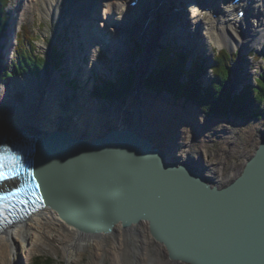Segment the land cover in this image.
<instances>
[{
  "label": "water",
  "instance_id": "1",
  "mask_svg": "<svg viewBox=\"0 0 264 264\" xmlns=\"http://www.w3.org/2000/svg\"><path fill=\"white\" fill-rule=\"evenodd\" d=\"M33 125L3 131L27 159L34 196L31 211L5 226L46 209L80 235L121 234L136 256L150 244L174 264H264V131L234 177L220 180L145 121L95 132L45 118Z\"/></svg>",
  "mask_w": 264,
  "mask_h": 264
},
{
  "label": "bare ground",
  "instance_id": "2",
  "mask_svg": "<svg viewBox=\"0 0 264 264\" xmlns=\"http://www.w3.org/2000/svg\"><path fill=\"white\" fill-rule=\"evenodd\" d=\"M158 1L159 0H139L137 5L132 7L129 5L130 0H43V7L41 9L46 16H52L54 18L60 17L62 20L67 18L75 22H80L81 30L78 33L81 34L82 38L77 40L78 45H73V49L70 51L68 58L65 57V59H67L66 63L62 58L64 71L59 67H55L54 70L52 69L49 81L46 80L47 76L42 73L43 71H41L43 75L39 73L41 76H39L40 78L33 77L28 73L25 74L24 77L15 78L13 81H4V86L0 81V91L2 90L3 92V96H0V144L9 148L12 146L11 143L1 140L3 137H8L6 133L2 132L3 129L13 131L14 129L18 130L24 127L23 129L26 130L35 127L33 124L42 122V118H45L47 123L51 126L64 124L66 122L72 124L77 123L94 132L106 129L111 124L138 125L145 121V123L148 124L146 127L154 126L155 130L160 132V134L162 133L168 136L167 138L164 135V137L161 136V138L170 142V149H172V151L174 150L178 156L187 158L188 155H198L205 163V166L200 163L205 172L220 180L228 178L229 175L225 177L222 175L224 173L222 165L225 163V158L219 154L215 159H210L207 154L209 151L206 141L208 138V130H213L214 126L221 124L222 127H219L218 131L222 133L219 137L226 138L225 144L230 142L228 139L234 135V131L224 121L220 122L221 120L216 119L217 117L214 118L202 114L197 106L194 107L192 105L191 100L186 102L185 99L187 98H185V96H181L183 105L187 103L184 107L180 104L181 102H179V104H174L171 97L163 95L156 97L150 94H144L141 93V89L136 96L137 98L134 104L129 108L123 105L125 109L119 110L117 117H109L107 112H103L104 109L102 104H97L94 102L93 98L90 97L91 91H93L96 84L95 78L98 76L109 79L107 74L97 69L94 63V65L91 66V59L88 65L85 64L84 57L81 59V55L80 60L85 64L83 69L79 70L74 67L76 59L74 56L78 48L80 49L78 46L80 45L79 41L81 39L85 40L86 44L83 49L91 54L90 56L96 57L98 50L97 46L99 47V44L103 42V38H106L112 46H118L119 51L124 53L123 48L120 47L121 45L114 44L115 42L113 41L125 43L122 37L126 35L110 30L107 31V23H111L112 17L118 13L119 19H128L129 16H131V19L136 21V27L131 30H133L132 32L135 37L144 43L143 50L146 53V61L144 66H140V77L141 74L152 71L151 69L157 65L161 52L167 48L172 49V51L189 53L186 67L190 69L193 67L194 61L199 57H202L205 62L208 61L209 56L207 51L213 49V47L210 46V42H214L219 47L222 44H226L229 47L235 46V48L236 45L241 46L246 44L252 47L255 44L262 46L264 43V0L256 1L255 4L250 7L249 16L246 15L243 19L237 17V8L244 5V2L241 1L238 5L232 4L225 7L226 5H223V3L224 1L228 2L227 0H205L207 1V6L211 8L210 15L213 13L212 10L214 8H217L216 12L219 13V17L211 19L209 23L205 21L204 15H199V10H196L198 8H196L197 6H195V4L189 7L187 5V0H174L184 2L185 5L182 3L184 9L181 11L182 8H180V13L175 17L172 13V16L169 14L166 15L169 18L167 23L170 22V19L171 22L165 27H162L163 25L160 26V36H157L155 33L157 23L153 17L154 13H158V11H163L164 9L163 7L161 10L156 6ZM217 1H219V4ZM16 2L17 4H14V7L9 5L11 12L10 23L8 25L7 34L1 41L4 51L2 58H5V61L11 60V56L14 52L16 54L15 50H17V48L15 49V47L18 46V36L23 19L22 15L25 13L24 11L28 7V4L30 5L33 0H16ZM172 10L173 9L170 8L169 12H172ZM146 20L149 21L147 25L144 26L143 24ZM183 23L189 27L192 24V28H189L190 30L188 29L189 35L195 36L192 40V44L199 38L195 31H198L202 39H204V41L198 39L200 43L197 42V44H193L197 46V48H195L196 50L194 47H192V51L186 49L189 48V46H182V48L180 46V49H175L178 44L189 43L191 41L189 36L182 34L181 30L178 29ZM116 26L118 27L119 24ZM152 27H154L155 30L153 33H148L149 28ZM74 36L77 35L75 34ZM128 37H130V35H128ZM72 39L74 40V37ZM137 44L134 42L135 47H137ZM130 45H132V42L125 46L129 48ZM193 50L195 52H193ZM203 50L204 52H202ZM191 52H193V54H191ZM252 53H254V50ZM85 55L84 52V56ZM240 55H242V53H240ZM243 61L242 56H240L239 66L238 69H236L238 74L233 77L231 76L232 87L234 89L241 88L237 91H241L249 81L248 77L241 73ZM153 62L155 63L153 64ZM236 71L232 69L231 73L235 74ZM60 73H65V78L69 79V86L73 78L77 79L76 87L68 91L67 86L58 77ZM239 74H241V76ZM242 74L243 78H241ZM148 76L149 75L146 77ZM236 76L244 81H239L238 78L236 79ZM113 79H115V77ZM53 81H55V83ZM235 81H239L237 86ZM143 82L144 79L141 80V85H143ZM160 93L165 94L166 92L160 91ZM168 94L169 93H167V95ZM171 96H173L172 93ZM27 105H32L33 110L30 111ZM113 107L114 106H109L110 109L112 108L111 110H116ZM43 112H47L46 117L42 116ZM127 112H131V115L122 118ZM176 112L178 116H174ZM230 117L233 119V116L229 115V118ZM169 125H172L174 128V131L171 133L166 131V127ZM193 129H195V135L192 133ZM222 134L225 135L222 136ZM233 141H231L232 148L238 153H241L243 151L241 150L242 143H233ZM193 144H197L198 146L194 148ZM233 166L238 167L240 165L234 163ZM214 167H217V169H213ZM25 182L29 181L25 179ZM50 217L53 218L49 219ZM41 218H44V220ZM54 228H56L57 231H62L66 247L83 249L93 246L99 250H112L116 254L126 250L128 247L121 234L113 238L95 235H80L73 227L61 222L49 210L43 209L38 214L29 215L23 221L11 223L8 226L4 225L2 228L0 227V264H15L19 259V254L24 258L26 257L25 264H29L32 253L39 247V245L36 244L38 237H42L44 234L52 235ZM116 261L119 260L116 259Z\"/></svg>",
  "mask_w": 264,
  "mask_h": 264
},
{
  "label": "rangeland",
  "instance_id": "3",
  "mask_svg": "<svg viewBox=\"0 0 264 264\" xmlns=\"http://www.w3.org/2000/svg\"><path fill=\"white\" fill-rule=\"evenodd\" d=\"M14 4H17L16 0H10V2L7 5V9H9V5H12L11 7H14ZM82 6V5H80ZM43 7V0H33L30 5L28 4V7L25 9V13L22 15V24L20 28V33L25 36L27 33V30L32 31L33 38L35 39V51L40 54H46L50 52V47L53 44H56L59 49H63L64 47H68V44H71L70 49H73V45H77V39L82 38L81 34L74 36L76 33H78L81 30L80 22H75L72 21V19H67L64 18L63 20L58 17L54 18L52 16H46L44 12H42ZM119 14V13H118ZM115 15L112 17L111 23H107V31H113L117 33H123L126 36L123 35V40L125 43H122L121 41H113L115 42L114 44H119L121 45L120 47L123 48L124 53H121L119 51L118 46H112L111 43L108 42V40L105 38L101 44H99V47L97 46V53L96 57L95 56H90L86 50H84L86 56L84 57L85 64L90 63V59L92 61V65H96L97 69H100L104 74H107L109 79H113L114 77H117L119 72H123L124 75H128L131 70L135 71V76H134V82L138 83L141 87V93L144 94H150L152 96L159 97L161 95L171 97L174 101V104H180L183 105V100L181 96H176L173 94L171 96V93L167 90H164L161 88L160 90L156 88H147L141 85V80L145 79L147 75L150 76V73L153 71V69L157 66H154L151 70V72L141 74V77L139 76V70L140 66H144L145 61H146V53L142 48V43L141 41H137L138 38L135 37L133 34V30L136 27V21H133L131 19V16H129L128 19H119V15ZM64 21V22H63ZM205 21L210 22L211 18L209 14L205 15ZM108 22V21H107ZM116 23V24H115ZM119 26L117 27L116 25ZM123 25V26H122ZM26 28V29H25ZM154 27L149 28L148 33H153ZM74 37V40L72 39ZM130 35V37H128ZM150 35V34H149ZM151 36V35H150ZM72 37V38H71ZM79 37V38H78ZM125 37V38H124ZM67 39V41H65ZM104 39V38H103ZM107 41V42H106ZM132 42V45L130 47H126L125 45ZM204 41V40H202ZM128 42V43H127ZM135 44H137L135 47ZM144 44V43H143ZM17 46V45H16ZM180 46L182 48V44H178L175 49H180ZM210 46L213 47V49H210L207 51L209 59L207 62H202L204 68V74L201 73L199 75V80L201 82V85L203 86H208L211 82V79L213 78L212 74V63H213V56H214V50L220 49L222 47H226L232 53L233 60L231 69L235 70L238 69L239 66V61H240V56H242V59L244 60L242 62V68H241V73L244 74V76L248 77V84L252 85L255 84V78L259 75L260 71L263 70L264 67V43L262 46H259L258 44L253 45L252 47H249L246 44H243L241 46H231L229 47L226 44H222L220 47L217 46L214 42H210ZM18 47V46H17ZM15 47V49L17 48ZM117 47V48H116ZM185 47V46H184ZM183 47V48H184ZM69 49V50H70ZM139 49V50H138ZM162 49V47H161ZM254 50V53H249L247 52L248 50ZM64 50V49H63ZM205 50V49H204ZM204 50L202 52H204ZM16 51V50H15ZM79 51V49H78ZM83 52V53H84ZM68 53V52H67ZM66 53V54H67ZM242 53V55H240ZM78 53L76 52V55ZM193 54V52H191ZM204 54V53H203ZM16 54L15 52L11 56V60H6L5 62L7 63V66L10 68L8 76L4 78L5 80H14L17 77H24L25 74H28L29 72L23 71V70H15L14 69V61H16ZM199 57V55H198ZM211 58V59H210ZM80 60V59H79ZM81 61V60H80ZM94 63V64H93ZM155 62H153L154 64ZM152 64V65H153ZM187 64V63H186ZM151 65V66H152ZM250 65V66H248ZM57 68V67H56ZM60 68V67H59ZM52 69L53 66H50L47 70H43V74H46V80H50L49 76L52 74ZM232 71V70H231ZM40 72V74H42ZM40 74H34L31 73V76L40 78ZM42 74V75H43ZM232 77L236 74H238V71L235 72V74L231 73ZM243 74L242 77L243 78ZM30 75V74H29ZM241 76V74H239ZM40 76V77H39ZM139 76V77H138ZM209 76V77H208ZM212 76V77H211ZM239 79L238 76H236V79ZM65 79V77H64ZM186 79V76L183 75L181 80ZM67 80V79H65ZM72 81V80H71ZM74 81V80H73ZM239 81H244L243 79H239ZM239 81L236 82L239 84ZM55 83V81H53ZM3 86L5 85L4 81L2 82ZM88 89V88H87ZM232 93L234 92H240L237 91L241 88H236L234 89L231 87ZM90 90V89H89ZM162 90V91H161ZM236 90V91H235ZM156 91V92H155ZM161 92H166L160 93ZM167 93H169L167 95ZM0 96H3L2 90L0 91ZM90 97L93 98L94 102L97 104H102L103 107V112H107L109 117H117L118 116V111L119 110H124L125 107L123 105H126L128 108L135 103L136 101V91H133L131 94L128 96L124 97H118V98H96L90 94ZM187 98V97H185ZM186 102L188 100H191L190 98L185 99ZM192 105L197 108L202 112V114L206 116H212L216 119L221 120L220 122L224 121L233 131L234 135L232 137H229V141L225 144L226 138H221L219 137L220 131L219 127L221 128V124H217L214 126L213 130H208L207 132V145H208V157L210 159H215L217 155L221 154L225 158V163L222 165V168L224 170V173L222 174L224 177L228 176L226 179H232L239 168H233V164L236 163L238 165H242L245 160L252 154V152L255 149V146L257 145L259 134L264 131V112L263 108L258 105H253L251 109H262V114L259 115V117H256L254 115H251L249 112L247 116H240V117H233V119L229 115H216L215 112H211L209 114H206L194 101H192ZM120 105V106H118ZM191 105V104H190ZM109 106H114L113 108L116 110H111ZM27 108L32 111L33 106L32 105H27ZM247 112L249 109H246ZM180 112V111H179ZM178 116V113L176 112L174 116ZM10 126V125H7ZM19 128V129H23ZM18 129V130H19ZM7 129H3V131H6ZM27 130V129H26ZM2 131V132H3ZM15 131V129H14ZM167 132H172L174 131V128L172 125H169L166 127ZM195 129L192 130L193 135ZM166 133V132H164ZM168 134V133H167ZM225 134H222V136ZM166 136V134H165ZM234 140V141H233ZM235 142H241V150H243L241 153H238L235 151L232 147V143ZM198 145L193 144V147L196 148ZM195 157L198 158V155ZM213 169H217V167H214ZM48 218V217H46ZM53 217H50L49 219H52ZM44 220V218H41ZM55 230V231H54ZM52 235H43L42 237H38L37 243L39 245L38 249L32 253L30 263L32 264L33 259L35 256L41 255L43 258H51L52 259V264H164L162 262L163 260L165 261V257L159 253H152L149 249V245H145L146 248L141 249V254H138L136 257L134 256L133 253H131L129 250H123L119 253H115L112 250H99L93 246L85 247L83 249H79L76 247H66L65 244V239L62 234V231L59 230L57 231L56 228H54ZM70 253V256H69ZM120 254V255H119ZM135 257V258H134ZM157 257V262L152 261L151 258L156 259ZM1 258V257H0ZM119 260V261H116ZM26 263V257H22L19 254V259L18 261L15 262V264H25Z\"/></svg>",
  "mask_w": 264,
  "mask_h": 264
},
{
  "label": "trees",
  "instance_id": "4",
  "mask_svg": "<svg viewBox=\"0 0 264 264\" xmlns=\"http://www.w3.org/2000/svg\"><path fill=\"white\" fill-rule=\"evenodd\" d=\"M9 2L10 0H0V39L5 35L8 26L10 14L7 11V5ZM26 30L25 36L23 33L18 36L14 69L37 75L50 66L59 67L63 60V54L60 55L57 45L54 44L49 53H37L32 31ZM214 52L213 79L208 86L201 85L198 78L204 72V68H202L204 59L202 57L195 60L193 67L188 69L186 62L189 53L172 51L169 48L161 52L157 66L150 76L144 79L143 86L158 90L164 88L174 95L190 98L206 114L215 112L216 115L220 116L244 117L251 112V115L259 117L262 114V109L254 110L251 107L253 105L261 106L264 112V67L255 78V84H246L240 92L232 94L231 61L234 55L226 48L214 50ZM1 59L2 53L0 51V76L6 78L10 68L5 67ZM183 75L186 76V79L181 80ZM134 76V70H131L128 75H124L120 71L113 80L97 76L95 87L91 93L96 98H125L134 91ZM246 109H249L248 112ZM32 264H52V259L38 255L34 257Z\"/></svg>",
  "mask_w": 264,
  "mask_h": 264
},
{
  "label": "snow or ice",
  "instance_id": "5",
  "mask_svg": "<svg viewBox=\"0 0 264 264\" xmlns=\"http://www.w3.org/2000/svg\"><path fill=\"white\" fill-rule=\"evenodd\" d=\"M10 153L6 149L0 147V180L8 179L9 176H16L18 161L12 156L11 160L8 159ZM6 161H8L6 163ZM17 191H22V189H17ZM11 193L5 194L3 189L0 188V201L6 199Z\"/></svg>",
  "mask_w": 264,
  "mask_h": 264
},
{
  "label": "flooded vegetation",
  "instance_id": "6",
  "mask_svg": "<svg viewBox=\"0 0 264 264\" xmlns=\"http://www.w3.org/2000/svg\"><path fill=\"white\" fill-rule=\"evenodd\" d=\"M233 168H236L235 166H233ZM137 229L134 231V233H137ZM151 246L152 245H150L149 244V249H150V251L152 252V253H159V254H161V255H163V253H162V251H160V250H158V251H154V249L153 250H151ZM135 257H136V255H134ZM164 256V255H163ZM134 257V258H135ZM165 257V256H164ZM166 258V257H165ZM152 261H155V262H157V260L155 259V260H152ZM164 263H166V264H174V263H172V262H167V261H164ZM182 264V263H181Z\"/></svg>",
  "mask_w": 264,
  "mask_h": 264
}]
</instances>
